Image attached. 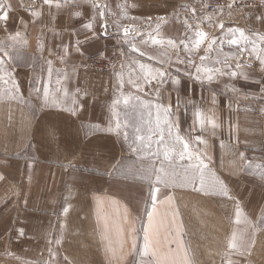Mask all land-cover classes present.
<instances>
[{"label": "crops", "instance_id": "1", "mask_svg": "<svg viewBox=\"0 0 264 264\" xmlns=\"http://www.w3.org/2000/svg\"><path fill=\"white\" fill-rule=\"evenodd\" d=\"M3 2L8 5L3 11L8 12L9 19L0 22V38L16 44L12 48L17 58L13 72L15 81L19 82V97L0 103V249L4 254L0 263L41 264L44 260L42 246H52L48 247L46 257H49V249L54 255L55 240L69 235L71 230L78 236L80 234L76 233L81 228L94 235L97 245L93 248L106 255V264H109L106 244L98 242L97 236L99 226L103 238L105 224L113 223V236L117 235L116 229H120L113 244L118 252L117 264H124L128 255L132 256L131 264L141 261L138 254L130 250L131 235H137L131 215L127 224H123L127 227L117 226L121 221L110 219V215L102 211L103 200H98L96 192L93 199L89 198L96 202L91 206L87 205L85 198L78 201L70 198L80 190L78 179L94 180L77 174L81 162H99L89 171L101 176V168L102 172H109L120 158L114 133L94 128V125L101 129L111 126L109 98L115 70L111 67L89 68L84 66L83 60L94 57L109 60L114 54L119 56L124 52L141 56L143 52L141 57L145 61L167 73L162 84L153 85L152 90L159 89L164 107L170 109L172 120L178 123L176 129L191 139L192 150L200 151L209 169L217 172V177L227 185L230 196L235 198L194 190L171 191L165 197L157 196L155 219L166 216L168 220V231H162L160 236L161 251L186 249L191 264H228L229 260L233 264H264V225H258L264 214V182L254 174L255 164L264 163V92H261L264 87L261 79L264 77V65L261 64L264 60V41L261 40L264 24L256 19L264 8L231 10L211 18L200 17L203 9L197 0H95L101 8L107 5V12L103 20L98 19L94 24L93 36L92 30L82 27L95 12L88 0H70L68 3L59 0V8L55 0L51 6L45 5L43 0ZM125 4L129 6L126 14L123 11ZM102 23L107 25V35L100 27ZM125 27L138 30L140 34L130 30L125 38ZM194 27L195 31H202L208 37H218L217 45L208 50L207 43L202 44L195 48L196 53L189 52L190 47L186 50L180 42L184 40L189 45ZM230 28L243 29L248 42L241 41L240 46L227 44L226 41L232 38ZM17 33L18 38L12 40ZM149 34L164 39V45H152ZM236 36L239 37V33ZM168 39L175 40L177 47L169 46ZM77 40L80 42L79 51ZM128 40H132L139 51H133ZM146 40H149L147 44L144 43ZM219 40L225 41L222 46ZM243 48L247 50L242 51ZM201 57L206 58L201 61ZM180 60L185 63H178ZM48 61L52 62L51 75ZM225 61L230 65L227 69L224 68ZM196 67L202 69L200 78L203 83L195 79ZM214 68L235 71L238 75L215 74L209 82L205 79L204 69ZM245 75L248 79H244ZM174 78L181 83L173 86L171 79ZM44 85L49 87L47 102L43 98ZM34 88H40L41 92L37 94ZM73 107L77 109L76 116L68 111ZM198 110L205 119L203 129L196 122ZM209 119L219 127L213 128L207 122ZM198 135L206 143H197L195 137ZM27 147H31L34 154L25 157L28 159L19 157L20 150ZM240 153H244L243 158ZM248 161L253 162L252 169L246 167ZM70 164L74 166L70 167ZM29 165L38 167V172L31 173ZM22 167H28L26 175H23ZM26 176L25 180L35 183L45 181V184L35 186L38 189L36 201L32 196H24L21 184ZM55 180L59 181V186L54 185ZM60 181H63L62 185L65 181L67 185L70 183L69 188L64 190ZM101 182L102 179H98L100 188ZM26 197L31 198L30 203L35 202L37 210L25 209ZM47 200L50 207L46 210L44 201ZM68 200L66 207L77 202L76 207L84 209V216L82 213L79 216L84 224L78 223L77 226L75 221L66 224L70 211H62L61 224L58 225L55 214ZM237 203L242 209L239 223L236 219ZM106 217L109 220L106 221ZM42 220L48 225L42 224ZM252 225H257L255 230ZM85 226L89 228L85 229ZM20 229L24 230L23 237L18 236ZM234 232L246 245L244 256L227 247ZM137 243L142 247L143 240L141 244ZM27 247H30L29 256ZM87 250L89 246L85 248ZM78 258H82V264L99 262L98 257L91 254L87 255L86 263L81 255ZM146 259L149 261V257Z\"/></svg>", "mask_w": 264, "mask_h": 264}, {"label": "rangeland", "instance_id": "2", "mask_svg": "<svg viewBox=\"0 0 264 264\" xmlns=\"http://www.w3.org/2000/svg\"><path fill=\"white\" fill-rule=\"evenodd\" d=\"M203 13L200 15L202 17ZM193 35L191 39L195 38V27L193 28ZM189 41V52L196 53L195 46L191 44ZM16 44L11 41H6L0 38V47H3L5 51H7L8 55L5 56L3 52H0V58L3 59L4 63L0 66V103L3 104L9 100V98L19 97L17 95V90L14 89L15 84V73L13 69L16 65V54L13 53V49ZM195 50V51H194ZM143 63L145 65L144 69L140 68V64ZM83 64L89 68H113L115 70L114 80H113V89L110 93V101H111V127L115 129L117 118L119 119V123L121 125L120 129L117 131H113V135L115 138V142H117V147H119L120 158H118L112 165L111 170L109 172H102L101 176H98L97 173L94 175L91 174V168L96 167L99 162H81L79 166H77L80 171L77 172L78 175H86L94 178L95 181L98 182V179H102L99 187L97 182L94 183L93 179H78L77 186L80 187V190L72 194L70 200L78 201V200H87V205L91 206V204L96 203L95 201L89 200V198L93 199V193L96 192V197L102 201V211L105 214L110 215V219H114L118 222L117 226H126L123 224H127V220L129 215H131L132 219L136 223L137 227V235L139 236V242L142 243L143 240V227L145 224L146 213L145 210L150 208V201L146 204L145 201L148 200V190H149V179L145 178L146 176H150L152 181L154 182L155 177L153 171L155 168L163 167L167 171H175L177 173H183L184 168L187 167L188 164H195L196 160L193 159L189 161L187 158L184 161H181L176 155L173 153L174 159L172 161L164 160L163 153L165 150H171L175 147L176 151L179 152L181 145L176 142L177 129L176 127L172 128L171 135H169L168 126L165 123L166 120H172L171 113L168 114L165 112V107L163 105V101L160 97V94L156 91L152 90L153 85L162 84V78L157 77L156 79H152L149 73L153 69H157L148 61H145L143 57L140 55H133L130 52H124L121 55L114 54L111 59L103 60L99 58H88L83 60ZM134 81L140 85L139 88L135 87L134 84H130L129 80ZM123 81V86H120V81ZM150 81V82H148ZM125 101H127L125 103ZM158 105L160 107H158ZM38 108L37 105H35ZM2 122V121H0ZM159 122V127L157 123ZM163 130L164 135V143L158 144L157 140L159 139V133ZM127 134V140L124 139V134ZM179 135L183 138L187 137L183 134ZM137 136L144 137L143 141L137 140ZM149 137H151V148L145 147L149 143ZM138 149L137 151H133L132 149ZM189 151L193 152L191 144L189 147ZM3 154L7 155L10 153L3 152ZM31 154H34V150L31 147H27L24 150H20L19 157H30ZM195 156V153L193 152ZM28 159V158H25ZM25 161V160H24ZM103 164V162H101ZM73 165V164H72ZM59 166V165H58ZM102 167V166H101ZM44 166H41L43 171ZM28 167H22L23 175H26ZM31 173L38 172V167H29ZM106 171V170H105ZM211 172H214L217 176V172L213 169H210ZM86 176H83L85 178ZM28 176L23 177V182L21 187L24 188V196H32V200L36 201L37 196V187L40 184H45V181L33 182L25 180ZM26 181V182H25ZM58 183V184H57ZM63 181H60L62 185ZM70 184V183H69ZM69 184L67 185L66 181L64 186V190L69 188ZM54 185L59 186V181L54 182ZM162 187L161 192L157 194V196L165 197L170 194V192L174 191H185V190H194L191 184H181L178 180L175 185H169L167 187ZM197 186H199L197 184ZM102 189V191H101ZM196 191V190H194ZM204 192H210L206 190ZM33 194V195H32ZM27 202L25 204V209L37 210L35 202L30 203L31 198H27ZM42 200V199H41ZM50 200V199H49ZM70 200L65 203L58 212H56L58 225H60V217L63 209L69 204ZM40 202V199H39ZM44 208L50 207L48 206V200L44 201ZM77 202H73L70 204L69 211L70 217L65 220V223L70 224L75 221L78 226V223L84 224V221H80L79 216L84 214V209H80L76 207ZM85 206V205H84ZM43 208V209H44ZM86 212L88 210L85 207ZM47 212V211H46ZM53 212V211H52ZM54 213V212H53ZM84 216V215H83ZM125 216L127 219H125ZM121 218V220H120ZM109 220L106 217V221ZM91 222V220H89ZM42 224L48 225V222L44 220L41 221ZM113 224H105V234L102 238L100 226L97 228L99 231V235L97 236L98 242H102L106 244V248L109 245L114 244V238L117 240V235L112 234L111 230H113ZM85 229L89 227H84ZM76 234H80L75 236L72 232L67 236L62 237L60 243L54 246L55 253L53 258L48 254L49 257H46V252L48 247H52L49 245L42 246L43 251V263L41 264H82V258H78V255H81L85 259V263L87 262V255L91 254L92 256L98 257L99 262L95 264H106V255L100 254L97 249H94L93 246L97 244L95 242L94 235L88 232L82 231L79 228V232ZM63 236V235H59ZM81 244V245H80ZM89 246V250L85 251V248ZM124 246H126L124 244ZM81 247V248H80ZM80 248V249H78ZM27 256H29L30 247H27ZM71 249V250H70ZM76 249L79 250L76 251ZM114 249V248H113ZM5 254H6V249ZM22 250V248H21ZM3 249H0V257L4 255L2 253ZM116 253V249L114 250ZM106 253V249H105ZM118 253V252H117ZM116 253V254H117ZM107 259L109 264H117V257H113L111 252L107 253ZM26 256V257H27ZM139 256V255H138ZM14 258L13 256H10ZM130 255L125 257L123 260L124 264H131ZM22 259V257H20ZM141 257L139 256V261ZM148 259L145 260L144 264H147ZM0 264H19V263H0ZM32 264V263H29ZM108 264V263H107ZM119 264V263H118Z\"/></svg>", "mask_w": 264, "mask_h": 264}, {"label": "snow or ice", "instance_id": "3", "mask_svg": "<svg viewBox=\"0 0 264 264\" xmlns=\"http://www.w3.org/2000/svg\"><path fill=\"white\" fill-rule=\"evenodd\" d=\"M54 0H43V3L45 5H49L51 6L53 4ZM66 3L70 2V0H65ZM89 3L92 4L93 8L95 9V12L93 14V17L91 18V20L88 23H85L82 27L84 29H89L93 31V36H95V28H94V24L97 22V20H103V18L106 15L107 12V5L104 6V8H101L100 5L95 3V0H88ZM261 5H264V0H259ZM56 3V7H60V3L59 0H55ZM6 7H8V5H6L3 0H0V22H7L9 19V15L7 11H3ZM129 6L127 4L124 5V13L126 14L127 12V8ZM134 7V5H133ZM184 7H187V5H184ZM229 7H231V5H229ZM76 15H79V13H77ZM256 19L261 22L262 24H264V12H262L260 15H258L256 17ZM161 20L163 21V18H161ZM23 23V21H22ZM4 27H6V23L4 24ZM100 27L103 29V34L107 35V25L106 24H101ZM117 30H120V25L117 22L116 24ZM159 27V25L157 26ZM221 30H223L224 25L221 24L220 25ZM131 31H135L136 35H139V31L138 30H134L131 29L130 27H125L123 29L124 34H125V38L128 37L129 32ZM229 33L232 34V38L228 39L226 41L227 44L229 45H237L240 46L241 45V41L244 42H248V37L245 35V32L243 29L240 28H235V29H229ZM236 33H239V37L236 36ZM255 34V33H254ZM19 34L17 33L16 35L12 36L11 39L12 40H16L18 38ZM135 37H133L134 39ZM218 37L213 36V37H208L204 32L197 30L195 32V38L192 39L190 42L193 46L195 47H199L202 44L207 43V48L208 50H211L213 48V46L217 45L218 43ZM149 40L151 41L152 45H164L165 41L164 39L158 38L157 36L151 35L149 34ZM149 40L144 41L145 44H147L149 42ZM261 40L264 41V36L261 37ZM225 41L223 40H219V43L221 44V46L223 45ZM77 51H79V45L80 42L77 40ZM128 43L131 44L132 50L133 51H139V48H137L136 44L132 43V40H128ZM181 44H183L184 48L187 50L189 48L188 43H185L184 40H181L180 42ZM167 44L169 46L172 47H177L176 45V41L172 40V39H168L167 40ZM67 46H65L66 48ZM246 48H243L242 51H246ZM0 52H3L5 56L8 55L7 51H5V49L3 47H0ZM98 55H102V53H98ZM144 53L141 52V56H143ZM150 59L152 57H149ZM206 57H201V61H203ZM257 59H260V57H257ZM191 62V61H189ZM4 63L3 59L0 58V66H2ZM51 61H48L49 64V75H51ZM161 64L164 63L163 60L160 61ZM178 63H185V61H178ZM261 64L264 65V60H261ZM230 65L227 63V61H225L224 64V68L227 69L229 68ZM236 67L239 68L240 64L237 63ZM140 68L144 69L145 65L143 63L140 64ZM202 69L201 67H196V77L195 79L197 81H201L200 78V73H201ZM204 74H205V79L209 82H211L214 79V75L215 74H219L220 76L223 75H229L231 77H236L238 75L237 72L235 71H225L221 68H214V69H204ZM149 75L151 76L152 79H156L157 77L160 78H165L167 73L164 71H159L157 69H153ZM189 76H191V73H188ZM244 79H248V76L245 75ZM262 80H264V77L261 78ZM59 83V81H57ZM130 84H134L135 87L139 88L140 85L138 83H135L134 81H132L131 79L128 81ZM150 82V81H148ZM181 83V81L178 78H174L171 79V84L173 86L175 85H179ZM201 83H203L201 81ZM120 86H123V81H120ZM14 89L18 91L19 89V82H16L14 84ZM37 94H39L41 92L40 88H34L33 89ZM178 90V89H177ZM157 92H159V89H157ZM261 92H264V87L261 88ZM77 93H79V90H77ZM49 87L48 85H44L43 86V98L45 100V102H47V99L49 97ZM65 94H67L65 92ZM213 100L215 101V96L213 97ZM127 101H125L126 103ZM55 103V101H54ZM74 104L77 103V101L73 102ZM81 108L83 107L82 105L80 106ZM158 107H160L158 105ZM68 111L71 113L72 116H76L77 115V109L75 107L68 109ZM165 112L170 114V109L169 108H165ZM196 116V122L200 125V127L203 129L205 126V119L202 118L200 111L198 110L195 113ZM209 124L212 125L213 128L219 127V125L214 121L209 119L207 121ZM165 123L168 126V130H169V135H171V131L173 127H177L178 128V123L176 120H166ZM157 126L159 127V122L157 123ZM121 125L119 123V119L117 118L116 121V125H115V129H113L111 126L107 127L106 129H101L99 125H94V128L98 131H107V132H113L114 130L118 132V130L120 129ZM124 139L127 140V134H124ZM149 139V143L147 145H145V147L147 148H151V137L148 138ZM164 135H163V130L160 131L159 133V139L157 140L158 144H163L164 143ZM176 142L179 143L181 145V148L179 150V152L176 151L175 147H173L171 150H165L163 153L164 156V160L166 161H172L174 159L173 153H176V155H178L179 159L181 161H184L186 158L191 161L193 159L196 160L195 164H188L187 167L184 168L183 173H177L175 171H167L165 170V168L163 167V165H161V167L159 168H155L153 171L155 180L154 182L152 181V179L150 178V176H146L145 178L149 179V190H148V200L145 201V203L147 204L150 201V207L151 210H146V215H147V225H145L143 227V245L142 247H140L137 243V241L139 240V236L138 235H131V251L137 253L140 257H141V261L138 262V264H144V258L145 257H149V261L148 264H191L190 260L187 258V251L186 249H181V248H177V249H171L169 248L166 252H162L161 251V246H162V242L160 239L161 236V232H167L168 229L166 227V225L168 224V220L167 217H161L159 219H155V214H156V206H157V194L159 192H161V187H167L169 185H175L177 183V181L179 180L181 182V184H191L194 188V190L196 191H206L209 190L211 193H215V194H220L223 196L228 197L229 199H235L234 197L230 196L229 191L227 189V185L225 184V182L223 180H221L220 178H218L216 176V174L214 172H211L208 164L204 162V159L202 158V154L200 153V151L198 149H194L193 152H195V156L193 155V152L189 151V147L191 144V139L190 138H183L179 135V132L177 131V135L175 137ZM137 140L143 141L144 137L141 136H137ZM195 140L197 143H206V141H204L202 139L201 136H196ZM92 141L89 140V144H91ZM133 151H137L138 149L133 148ZM240 156L243 158L244 157V153H240ZM70 167H73L74 165H69ZM29 167H31V165H29ZM246 167L248 169H252L253 168V162L252 161H248ZM254 174H257L260 178V180L262 182H264V163H258L255 164V172ZM197 184L199 186H197ZM168 199H171L170 197ZM64 213H68L69 212V207H65L63 209ZM241 214H242V209L240 208V205L237 203L236 204V219L237 222L239 223L241 220ZM178 215V211L175 212L173 214V221L172 223L175 222V216ZM125 219H127V217L125 216ZM258 225H264V214H262L260 220L258 221ZM253 230L256 229L257 225H252ZM117 235H119L120 233V229L117 228ZM132 233H135V229H132ZM171 234V233H169ZM25 235L24 230L20 229L18 231V236L19 237H23ZM166 239V237H165ZM55 243L59 244L60 240L57 239L55 240ZM168 243H171V241H168ZM121 246H123V241L121 242ZM227 247L229 249L234 250L235 254H238L240 256H244L247 248L246 245L243 243V239L242 237L238 238L237 234L234 232L232 233V235L229 237L228 240V245ZM108 252L112 253V256L115 257L116 253L114 251V249L109 245L106 248V254ZM49 253L50 256L52 255V250L49 249ZM121 259L123 257H120ZM134 264H137V262H134ZM228 264H233V262L231 260L228 261Z\"/></svg>", "mask_w": 264, "mask_h": 264}, {"label": "built area", "instance_id": "4", "mask_svg": "<svg viewBox=\"0 0 264 264\" xmlns=\"http://www.w3.org/2000/svg\"><path fill=\"white\" fill-rule=\"evenodd\" d=\"M202 9V17H213L217 14L229 12L237 9H251L261 7L259 0H197ZM231 5V7H229Z\"/></svg>", "mask_w": 264, "mask_h": 264}]
</instances>
